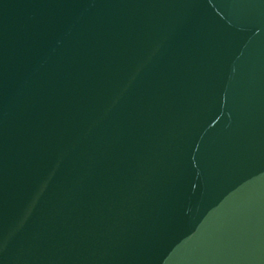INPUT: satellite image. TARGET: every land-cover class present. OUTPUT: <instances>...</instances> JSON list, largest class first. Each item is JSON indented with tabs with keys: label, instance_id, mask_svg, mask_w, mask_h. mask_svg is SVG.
<instances>
[{
	"label": "water",
	"instance_id": "95a60500",
	"mask_svg": "<svg viewBox=\"0 0 264 264\" xmlns=\"http://www.w3.org/2000/svg\"><path fill=\"white\" fill-rule=\"evenodd\" d=\"M0 264H264V0H0Z\"/></svg>",
	"mask_w": 264,
	"mask_h": 264
}]
</instances>
